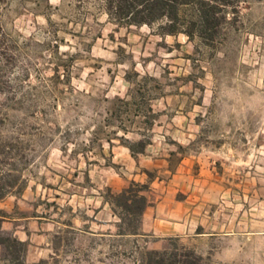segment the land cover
Returning <instances> with one entry per match:
<instances>
[{
	"label": "rangeland",
	"instance_id": "1",
	"mask_svg": "<svg viewBox=\"0 0 264 264\" xmlns=\"http://www.w3.org/2000/svg\"><path fill=\"white\" fill-rule=\"evenodd\" d=\"M104 1L0 0L1 230L23 264H264V0L227 8L211 49ZM120 138L148 142L137 166ZM131 182L126 235L106 195Z\"/></svg>",
	"mask_w": 264,
	"mask_h": 264
},
{
	"label": "trees",
	"instance_id": "2",
	"mask_svg": "<svg viewBox=\"0 0 264 264\" xmlns=\"http://www.w3.org/2000/svg\"><path fill=\"white\" fill-rule=\"evenodd\" d=\"M238 3L239 0H105L103 7L118 26H156V33L163 38L182 34L188 41L198 39L211 49L216 39L224 41L226 37L220 26L226 22V9ZM120 141L134 158L143 154L148 144L146 140L130 142L120 138ZM6 178V172L0 171V200L12 187L6 184ZM147 189V185L131 182L117 193L107 190L106 203L119 219L116 227L120 234L132 235L139 231L148 206ZM0 214L6 215L2 210ZM26 251L27 242L1 230L0 226V264H23Z\"/></svg>",
	"mask_w": 264,
	"mask_h": 264
},
{
	"label": "crops",
	"instance_id": "3",
	"mask_svg": "<svg viewBox=\"0 0 264 264\" xmlns=\"http://www.w3.org/2000/svg\"><path fill=\"white\" fill-rule=\"evenodd\" d=\"M239 131H243V130L240 129ZM257 135H258V133L256 132V133L254 134V139L257 138ZM240 136H241V135H240ZM224 145H225V142L223 143V146H224ZM245 145H246V144H245ZM253 147H254V148H257V145H254ZM258 147H261V146H258ZM123 149H124V151H125V150L127 151L129 158L132 160V163H133L135 166H137V164L140 162L139 159L132 157L131 154H130V151L128 150L127 147H123ZM142 155H143V154H142ZM150 161H151V160H150ZM151 163H152L153 165H158V164L155 163V161H152ZM164 163H165V165H167L168 161H167V160H164ZM135 170H136V173H134V174L132 175V180H133V181H138L137 179L140 178V177L143 175V173H139V172H141V171L138 170L137 168H136Z\"/></svg>",
	"mask_w": 264,
	"mask_h": 264
}]
</instances>
